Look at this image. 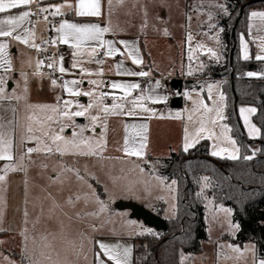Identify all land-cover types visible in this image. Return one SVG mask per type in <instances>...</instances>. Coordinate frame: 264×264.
<instances>
[{
	"label": "crops",
	"instance_id": "obj_1",
	"mask_svg": "<svg viewBox=\"0 0 264 264\" xmlns=\"http://www.w3.org/2000/svg\"><path fill=\"white\" fill-rule=\"evenodd\" d=\"M160 1L43 0L42 7L46 12L55 16L66 15L60 28L54 30L55 42L73 50L71 59L60 66L61 70L69 73L62 85L49 77L28 73L34 66L33 30L28 26L30 13L26 9L29 0H0V49L5 48L6 54H15L16 57L21 52L23 57L27 55L29 58V67L14 72L24 74L27 81H32V75L37 76L33 81L34 96L39 100L34 102L37 109L47 107L41 104L42 99L49 95L51 83L57 85L58 102L61 99L63 108L68 109L69 105L63 104L64 100L72 106L78 102L89 105L99 119L103 117L107 122L110 144L114 137L117 138L120 148L128 156L141 160L167 159L173 153L188 152L204 141L208 142L210 156L211 153L215 156L227 154L233 148L228 137L236 139L226 122V114L218 116L219 120L213 125L214 130H218V136L212 140V135L196 130L198 128L192 126L191 121L187 130L182 112L172 106L173 100L178 97L177 91L171 87L172 80L181 79L184 83V80L193 81V77L179 71L181 60L186 58L180 53V44L173 42L170 28L165 23L168 15L158 8ZM187 13L186 10L182 18L185 19ZM11 40L12 43L9 42ZM167 57L177 59L175 68L171 67L173 64ZM2 62L0 57V193L6 192L7 197L5 202L0 197V264H16V256L19 264L22 261L24 264L26 260L27 264L70 263L68 250L65 259L58 255L54 258L46 250L41 255L35 247L27 252L24 243H21L26 239L22 232L23 222L26 221L22 213L23 193L29 182L30 242L49 241L52 237L61 241L78 240L80 256L75 262L73 260V264H134L135 239L138 236L133 238L128 250H120L109 249L110 245L106 243L110 238L99 233V222L94 218L95 181L91 177L86 178L83 166L79 165V160L82 162L85 155L73 152L72 160L77 161V165L63 163L62 166L47 169V164L51 165L54 159L42 154L38 148L30 147L26 125L30 107L27 109L25 105L24 122L19 121L21 105L15 97L4 96L2 74L13 70L4 69ZM144 78L148 81L140 89ZM205 78L208 79L206 82L224 83L210 76ZM9 87L15 88L13 79ZM197 113L192 115L197 117ZM76 120L80 127L87 124L85 118ZM211 129L210 134H213ZM97 130L101 131V128ZM253 148L256 153L258 150ZM55 160L59 163L64 161L63 155ZM70 178L75 179V184L69 185ZM79 180L84 184L85 180L89 182L87 189L78 187ZM78 188L80 196L76 195ZM63 194L69 196L65 200L67 205L69 198L73 206L80 199L81 216H86L76 222L66 219L65 233H58V227L54 230L51 226L62 222L51 216L53 213L49 207L57 205ZM68 225L79 227L69 228ZM149 229L148 234L153 228ZM16 239L20 241L18 255Z\"/></svg>",
	"mask_w": 264,
	"mask_h": 264
},
{
	"label": "rangeland",
	"instance_id": "obj_2",
	"mask_svg": "<svg viewBox=\"0 0 264 264\" xmlns=\"http://www.w3.org/2000/svg\"><path fill=\"white\" fill-rule=\"evenodd\" d=\"M158 8L167 13L165 23L170 28V35L174 39L173 42L180 44V53L182 57L186 58L181 60L179 71L181 74L193 77L192 84L186 83L187 80H184L182 92H177L184 106L176 109L182 112V116L186 119V129L187 124L191 121L192 126L198 128L196 130H204L212 135V140H214L218 136V130L216 132L213 125L215 126L216 121L219 120L218 116H225V114L227 116V102L223 89L224 83L206 82L208 79L205 77L213 75L216 68L225 63L224 21L229 17L228 2L227 0H161L158 3ZM186 10L188 13L185 21L182 17ZM238 39L242 60L254 61L257 64L264 61V6L248 8L247 30L239 32ZM12 41L9 42L12 43ZM12 49L14 50L15 47L13 46ZM6 52L5 48L0 49L2 65L4 69L13 71H5L2 74L4 96L15 97L21 105L19 121L24 122L25 105L27 109L28 106L30 107L26 122L30 147L34 146L42 154L49 155L54 159L51 165L47 164V169L62 166L63 163L77 165V161L72 160L73 152L78 151L85 155L82 162L79 160V165L83 166L86 178L91 177L95 181L94 218L99 222L100 235L110 238L109 243H106L110 245L109 249L128 250L133 238L137 236L160 238L163 232L152 229L148 234L149 227L142 221L131 219V212L121 208L118 202L142 203L139 205H145L146 209L156 215H161L163 219H172L176 214V181L168 175L169 163H165L164 159L146 158L141 160L126 155L120 148L117 138L114 137L110 144V130H108L107 122L103 117L99 119L89 105L86 106L80 102L72 106L70 102L64 100L63 104H69L68 109H64L60 103L61 99L58 102V86L51 82L52 85L50 84L48 87L49 95L43 98V103H41L47 107L42 106V109H37L34 102L38 103L39 100L34 96L33 84L37 76L32 75L30 78L32 81H27L24 74L14 72L29 67V58L27 55H24L26 57L24 58L21 52L17 57L15 54H6ZM10 55L11 57H9ZM167 59L174 65L171 67L175 68L177 59L174 57H167ZM262 66L264 67V65ZM253 73H249V76L260 77L259 74L253 75ZM12 79L15 81V88L10 89L9 83L12 82ZM84 91L89 90L84 89ZM75 98L78 100V97ZM62 108L63 113H61ZM197 111V117H194L192 113ZM256 112L255 106L247 104L238 106L240 121L247 137L251 140L261 137V129L254 121ZM79 117L87 119L86 126L80 127L76 120ZM201 124L202 126L199 128ZM209 127H212L213 134H210ZM97 128H101V131H98ZM228 138L231 140L229 142H231L230 147L232 146L233 150L231 149L224 155L220 154V156L211 153V156L230 160L241 157L242 152L237 141ZM253 147L254 150L259 149L257 145ZM61 154L64 161L59 163L55 159H58ZM66 154H70V157ZM31 160L29 170H31ZM73 181L75 179L70 178L69 185L75 184ZM78 183V187L82 186L83 189H87L89 185L87 180H85V184L81 180ZM29 184L30 182L23 193L22 213L26 221L23 222L24 231L22 232L25 233L26 239L21 243H24L27 252L35 247L41 255L43 250H46L48 253L51 252L54 258L58 255L65 259V253L68 250L69 264H73V260L75 262L80 256L78 240L61 241L52 237L49 241L30 242L29 235L32 226L29 224ZM208 187V180L204 178L201 182L200 192L204 199L208 238L201 243L203 249L201 254H184L181 264H264V259L257 257L255 243L248 242L239 245L234 242L239 227L234 221L233 210L226 205L215 203L214 199L208 196ZM79 188L77 196H80ZM0 197L5 202L6 192L0 193ZM68 197L67 194H63L57 205L49 207L52 210L51 214L53 213L51 216L62 222L51 226L54 230V227H58V231H56L58 233H65L66 224L64 222L66 219L71 218L76 222L77 219L80 220L85 215L83 213L84 215L81 216L80 199H77L74 202L77 205L73 206L70 205V198L68 205L65 202ZM46 209L48 210V207ZM68 227L75 228L79 225H68ZM48 229H50L49 225ZM19 244L20 241L16 239V255H18ZM145 245L147 246V243ZM16 264H19L17 256ZM24 264H27V260Z\"/></svg>",
	"mask_w": 264,
	"mask_h": 264
},
{
	"label": "trees",
	"instance_id": "obj_3",
	"mask_svg": "<svg viewBox=\"0 0 264 264\" xmlns=\"http://www.w3.org/2000/svg\"><path fill=\"white\" fill-rule=\"evenodd\" d=\"M227 2L225 63L210 77L224 81L226 122L240 146L241 157L236 160L214 158L209 154L208 142L204 141L188 152L173 153L164 159L169 163V177L176 181V214L167 220L168 231L160 238L139 236L135 239L134 264H181L184 254L202 252L201 243L208 238L204 199L200 192L204 178L209 184L208 196L233 210L234 221L239 227L234 242L239 245L255 243L257 257L264 259V61L257 64L242 60L238 39L239 32L247 30L248 8L264 6V0ZM252 72L260 77L251 78L249 73ZM241 104L256 107L254 121L261 129L259 139L247 137L238 113ZM256 145L259 149L254 153L252 147Z\"/></svg>",
	"mask_w": 264,
	"mask_h": 264
},
{
	"label": "built area",
	"instance_id": "obj_4",
	"mask_svg": "<svg viewBox=\"0 0 264 264\" xmlns=\"http://www.w3.org/2000/svg\"><path fill=\"white\" fill-rule=\"evenodd\" d=\"M43 0H29L26 9L30 16L28 26L33 30L32 53L34 66L29 74H38L49 77L54 82L62 85L68 74L61 70V63L67 62L72 57V48L61 46L54 40V30H58L66 19L65 14L52 15L42 7ZM148 78H144L142 89Z\"/></svg>",
	"mask_w": 264,
	"mask_h": 264
},
{
	"label": "water",
	"instance_id": "obj_5",
	"mask_svg": "<svg viewBox=\"0 0 264 264\" xmlns=\"http://www.w3.org/2000/svg\"><path fill=\"white\" fill-rule=\"evenodd\" d=\"M243 8L241 10L242 14ZM230 61L232 62V55ZM183 80L181 79H173L171 82V87L178 93H181L183 90ZM173 108L181 107V100L179 97L175 98L172 102ZM118 205L121 208L127 209L131 212V217L138 221H142L146 226L155 229L158 232H167L168 224L167 220L163 219L161 216L156 215L150 210L146 209L144 206L139 205L134 202H118Z\"/></svg>",
	"mask_w": 264,
	"mask_h": 264
}]
</instances>
